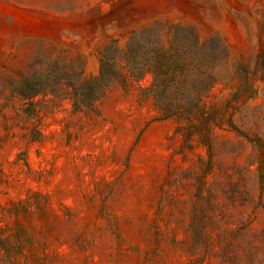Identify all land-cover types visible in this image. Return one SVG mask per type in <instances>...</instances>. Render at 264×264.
<instances>
[{"label":"rangeland","instance_id":"rangeland-1","mask_svg":"<svg viewBox=\"0 0 264 264\" xmlns=\"http://www.w3.org/2000/svg\"><path fill=\"white\" fill-rule=\"evenodd\" d=\"M191 34L165 116L124 51ZM0 264H264V0H0Z\"/></svg>","mask_w":264,"mask_h":264},{"label":"trees","instance_id":"trees-1","mask_svg":"<svg viewBox=\"0 0 264 264\" xmlns=\"http://www.w3.org/2000/svg\"><path fill=\"white\" fill-rule=\"evenodd\" d=\"M205 41L191 34L190 48L175 44L173 40L169 41V47H165L149 39L146 44L126 47L124 60L130 73L134 76L152 75L148 89L165 116L190 117L200 110L201 91H206V54L200 57L201 52H205ZM114 75L115 72H108L102 62L99 75L86 80L96 87V94L90 99L92 102Z\"/></svg>","mask_w":264,"mask_h":264}]
</instances>
